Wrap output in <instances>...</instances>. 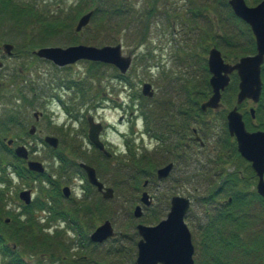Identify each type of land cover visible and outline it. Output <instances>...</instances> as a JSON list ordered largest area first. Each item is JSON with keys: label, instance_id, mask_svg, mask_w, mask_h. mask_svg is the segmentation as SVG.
<instances>
[{"label": "rangeland", "instance_id": "obj_1", "mask_svg": "<svg viewBox=\"0 0 264 264\" xmlns=\"http://www.w3.org/2000/svg\"><path fill=\"white\" fill-rule=\"evenodd\" d=\"M128 1L140 12L138 19L128 12L109 22L108 14L98 12L80 32L76 31V25L82 15L94 10L93 0L83 5H80L83 0H11L12 6L5 11L0 5V44H14L18 55L6 58L0 72L1 163L18 162L27 167L34 160L45 165L54 178L52 183L31 182L19 177L14 166L8 168L9 183L0 188V230L11 236L3 242L12 256L6 258L0 251V264H21L22 258L27 264H132L140 239L137 224H156L167 217L171 197L178 194L192 200L185 218L195 243L196 264H239L235 252L245 250L255 251L259 260L255 264L264 263V232L260 235V230H264V200L256 194V181L251 178L254 172L247 168L248 161L243 163L239 159L234 145L224 146L232 141L228 139L231 136L222 116L236 105L238 90L233 104L225 105L222 112L202 114L200 109L196 111L194 103L200 105L207 95L210 77L207 57L211 47L217 46L229 62L254 53L246 23L237 18L227 0H193V25L189 0H156V10L152 0ZM246 1L249 5L260 2ZM202 11L216 23L211 24ZM177 15L187 16L186 20L190 17L191 23ZM171 20L179 21L171 26ZM215 30L219 35L213 38ZM119 42L123 54L133 58L124 80L117 77L120 71L110 65L102 67L100 75L89 72L88 60L58 67L33 53L45 46L101 47ZM25 49L31 51L25 53ZM16 74L19 78L14 77ZM187 81L193 96L184 87ZM144 82L152 84L153 97L142 94ZM238 83V77L233 75L231 84L238 87ZM258 104L249 100L240 110L245 113ZM35 112L39 113L38 120ZM143 112L150 119L151 129L164 137V143L145 132ZM88 115L103 124L101 139L113 153L110 159L100 155L89 142ZM249 116L246 119L251 124H263L261 119ZM206 121L210 124L208 129L204 128ZM170 122L180 132L178 141L185 127L190 126L191 136H194L192 128L197 127L207 146L193 147L192 143V147L187 144L189 150L182 151L181 146L176 148L172 144L170 153L160 156L163 158L160 163L155 162L154 167L145 164V170L138 175L129 157L150 156L169 145L166 124ZM33 124L37 131L30 134ZM46 135L59 139V150L46 145L43 141ZM9 140L14 141L12 145L7 143ZM127 140L133 142L130 155ZM2 142L13 149L25 146L30 151L29 158L16 154L21 160L18 161L6 152ZM81 161L95 166L106 185L115 188L113 199H104L91 186L85 191V181L77 169ZM170 161L175 162L173 172L166 179H158V168ZM62 162L72 165L63 171ZM235 170L246 178L239 186H225L224 175ZM148 180L150 183L145 187ZM64 187L72 190L70 197L62 193ZM29 188L35 200L44 198L51 202V198H56L57 204L54 202L52 207L60 205V209L70 212L79 233L66 222L49 218L48 212L38 210L34 204L31 211H24L19 194ZM144 190L153 195L154 203L143 206V216L137 218L134 209L141 203ZM240 190L245 191V204L241 207L234 199L229 201L230 197L237 198ZM232 213L239 223L249 225L254 241L235 246L236 241L249 237L250 229L245 225L238 228L236 221L229 220ZM30 218L31 221L35 218V225L28 223ZM106 219L112 221L119 238L103 243L91 241V232ZM20 225L30 227L32 232L20 236L15 232ZM201 239L206 243L203 248Z\"/></svg>", "mask_w": 264, "mask_h": 264}, {"label": "water", "instance_id": "obj_2", "mask_svg": "<svg viewBox=\"0 0 264 264\" xmlns=\"http://www.w3.org/2000/svg\"><path fill=\"white\" fill-rule=\"evenodd\" d=\"M235 14L248 23L254 33L256 39L257 52L253 55L241 57L236 63L226 62L222 52L214 47L209 52L208 66L211 72L210 85L212 87V95L207 101L202 103L203 111L208 108L218 109L222 106L223 92L231 83V74L237 72L240 78L239 92L237 95V105L229 111L227 115L228 129L231 135L236 137L238 151L248 161L251 162L253 169L256 171L259 181L257 184L258 193L264 198V131H249L244 120L243 113L239 110V106L246 100L250 99L258 103L263 92L262 66L264 64V0L255 6H249L246 0H230ZM93 15V11L84 14L78 21L77 31H81L86 27ZM5 48L11 51L13 45L6 44ZM36 53L44 58L52 60L59 66H64L77 62L78 60L88 59L114 64L125 73L131 65L132 57L123 55L122 44L105 45L102 47L78 44L68 47L62 46H45L36 51ZM3 62L0 59V67ZM145 95L152 96L154 94L152 85L145 83L143 88ZM255 116L254 108L251 109ZM90 129L89 138L91 142L105 155L112 154L106 150L104 143L100 140V132L102 124L95 122L93 117H89ZM35 132V127L31 133ZM46 142L55 148L59 144L56 137L47 136ZM12 141H10L11 143ZM19 156L28 157V151L25 147L16 148ZM87 172L89 181L96 185L103 193L104 198L110 199L115 196V191L111 187H105L97 176L96 169L82 162L80 164ZM173 163L160 168L158 170L159 178H166L173 169ZM32 170L44 171L43 165L39 162H29ZM64 193L69 196V188H64ZM21 197L27 203L31 202L30 192L24 191ZM142 201L152 204L151 196L148 192H144ZM191 201L187 197L174 196L172 198L171 210L167 218L161 220L155 225H146L139 223L137 225L138 232L141 236L138 241V255L135 264H195L194 252L195 247L192 240V233L185 222V215L190 208ZM134 215L141 217L143 215L142 206L138 205ZM116 232L112 222L107 219L103 224L95 229L91 234L94 242H104L114 237Z\"/></svg>", "mask_w": 264, "mask_h": 264}, {"label": "trees", "instance_id": "obj_3", "mask_svg": "<svg viewBox=\"0 0 264 264\" xmlns=\"http://www.w3.org/2000/svg\"><path fill=\"white\" fill-rule=\"evenodd\" d=\"M3 1V2H2ZM87 2L88 0H83V2H82V4H80V5H83V3L84 2ZM94 1V3H96V7L94 8V13L97 15V13L99 12H101V13H105V14H108V16H109V22H110V20L111 19H113L116 15H123V14H125V13H128V12H131L132 13V18H134V19H138V17L137 16H139L138 14L140 13L138 10H134L133 9V7L131 6V3L128 1V0H93ZM12 2H11V0H0V5L2 4V6H1V8L4 6V9H2V11L4 10H8L11 6H12V4H11ZM1 8H0V11H1ZM21 17H24L23 15H21V14H19ZM241 20V19H240ZM145 22H146V24H147V21L146 20H144ZM25 22H28L29 23V21H25ZM213 22H215L214 20H212L210 23L212 24ZM27 23V24H28ZM216 23V22H215ZM247 25V27H248V29H249V31H250V34H251V36H252V40H253V45H254V49H253V52H255L256 51V45H255V39H254V36H253V33H252V31H251V28H250V26L248 25V24H246ZM144 27H145V25H144ZM212 28H214L213 27V25H212ZM218 28L219 29H221L219 26H218ZM215 29V28H214ZM219 34L216 32V30L213 32V34L211 35V36H213V38H215L216 36H218ZM217 41H214V44L216 43ZM90 64V66L88 67V70H89V72L90 73H92V72H98V74H100V75H102L103 74V68L102 67H104V66H107V64H104V63H89ZM210 75V74H209ZM263 77H264V65H263ZM74 81H69V83H73ZM237 90H238V87H237V85H233V84H231L230 85V87L228 88V90L225 92V94H224V104L228 107V105H231V104H233V100H234V97H235V94H236V92H237ZM209 91H210V86H209V83H208V81H207V95H204L203 96V98L205 97H207L208 96V94H209ZM196 105H195V107L197 106V108H196V111L199 109V105H198V103L196 102L195 103ZM225 110V108L224 109H222V111H224ZM221 111V112H222ZM226 112V111H225ZM223 113V118L225 119V114L226 113ZM256 113H257V118L260 120H262V122H263V124H259V125H253V124H251V122H249L250 120L249 119H246L247 120V123H248V126L249 127H251L252 129L254 128V127H260V128H263L264 129V92H263V96H262V99H261V101H260V103L258 104V107H256ZM249 114H250V112L249 111H246L245 112V118H247V116L248 117H250L249 116ZM160 127H161V125H160ZM186 130H187V127H185L184 129H183V132H184V135H183V137L181 138V141L180 142H178V143H175L174 144V146L176 147V148H178V147H180L181 146V150L183 151L184 149H186L187 148V146H186V139H187V133H186ZM228 139H230L232 142L229 144L228 142H227V144L226 145H224V146H227L228 148H229V146H233L234 145V149H235V151H237L236 149H237V144H236V141L232 138L231 139V137L229 138L228 137ZM2 144H3V142H2ZM172 144H169L168 145V147L169 148H165L163 151H169V150H172L171 148H170V146H171ZM3 147L5 148V150L6 151H8V152H10V153H12L13 152V150H12V148L11 147H9L8 145H5V144H3ZM187 150V149H186ZM232 151H233V148H232ZM165 154H167L168 155V153L169 152H164ZM233 153H234V151H233ZM160 156H165V155H162L161 153H159L157 150H155V152H152L151 153V155L150 156H145V155H143L142 157H144V158H133V157H129L130 158V161H131V164H132V166L133 165H135L136 166V171H139L137 174L139 175V174H141L145 169V166L148 164V165H150V166H152V167H154V165H155V162L156 163H160L161 162V160L163 159V158H161ZM147 158H149V159H152L153 161H151V160H147L146 161V159ZM239 159L244 163V162H246L240 155H239ZM2 161H1V159H0V185H4V186H7V184L9 183V176H7V174L6 173H2V171H4V167H5V165L4 164H2L1 163ZM247 164H246V166H247V168L248 169H250L251 171L253 170L252 168H251V165H250V163L249 162H246ZM146 164V165H145ZM66 165H67V163H66ZM24 166L20 169L21 171H24ZM25 170H26V168H25ZM80 170V169H79ZM25 172V171H24ZM80 172L81 173H83V175H84V172L82 171V170H80ZM254 172V171H253ZM235 175H237V176H235ZM240 174L238 173V172H233V173H230L229 174V176H230V178H231V180H230V182H231V184L233 185V186H239V185H241V183L244 181V180H242L243 178H241L240 176H239ZM252 175V177L251 178H253V179H257V177H256V175H255V172L254 173H252L251 174ZM238 179V180H237ZM225 183V186L226 185H228V183H226V182H224ZM243 185H246V182L243 184ZM0 191H1V189H0ZM4 191V190H3ZM241 191V190H240ZM236 202H237V204H238V206L239 207H241V206H243L244 204H245V198H244V196H237V198H236ZM233 214V213H232ZM230 215V219L229 220H232V222H234V221H236L235 222V224L237 225V227L238 228H240V227H242V225H245V227H247L248 228V230L250 229L249 228V225L248 224H246V223H239L238 221H237V218H235V215L233 214V215ZM56 215L57 216H59V217H62V218H64V219H67L68 220V223H69V226L71 227V228H73V229H75V230H78V227L76 226V223L73 221V218H72V214L70 213V212H68V211H66V210H64V209H58V212H56ZM34 220V221H33ZM35 218L34 219H32V221H31V218L28 220V223L31 225V226H33V225H35ZM243 232H244V230H243ZM262 232H264V230H260V235H261V233ZM261 236H263V235H261ZM252 241H254V236H253V232H252V230L250 229V231H249V237L246 239V240H243V241H236L234 244H235V246L236 245H238V244H247V243H249V242H252ZM236 254H237V256H238V258H237V261L239 262V264H255L256 263V261L257 262H259V260H258V258L257 257H255V251H251V250H245L244 252H240V253H238V252H235ZM134 261V260H133ZM132 261V262H133ZM240 261H241V263H240ZM212 262V261H211ZM259 264H264L262 261L259 263Z\"/></svg>", "mask_w": 264, "mask_h": 264}, {"label": "flooded vegetation", "instance_id": "obj_4", "mask_svg": "<svg viewBox=\"0 0 264 264\" xmlns=\"http://www.w3.org/2000/svg\"><path fill=\"white\" fill-rule=\"evenodd\" d=\"M192 4H193V1H192ZM191 13H192V16H191V21H192V25H193V9H192V11H191ZM179 17V16H178ZM174 22H176V21H174ZM193 32V31H192ZM0 56H1V58L5 61V57H7V55L5 54V51H4V49L3 48H0ZM16 56H18L16 53H14V56L13 57H16ZM184 87L186 88V91L188 92V94H190V96H193V92L190 90V88H189V82L187 81V83H185L184 84ZM192 100V99H191ZM169 127V128H168ZM176 127V125H175V123L174 122H170V123H168L167 124V133L169 134V138L170 139H172L171 138V136L172 135H174L176 138H173L172 140H176L177 142H180L181 141V137H180V139H179V141L177 140V138H178V136H179V130L178 129H176L175 128ZM200 144L202 147H206L207 146V143L205 144V145H203V144H201L200 142H198V141H196V139L193 137V145L194 146H196L197 144ZM17 227H18V225H17Z\"/></svg>", "mask_w": 264, "mask_h": 264}]
</instances>
